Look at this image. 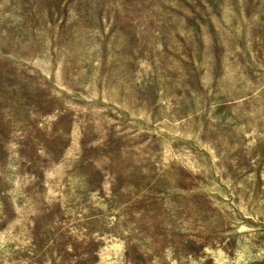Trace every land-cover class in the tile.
Masks as SVG:
<instances>
[{"label":"rangeland","instance_id":"1","mask_svg":"<svg viewBox=\"0 0 264 264\" xmlns=\"http://www.w3.org/2000/svg\"><path fill=\"white\" fill-rule=\"evenodd\" d=\"M0 264H264V0H0Z\"/></svg>","mask_w":264,"mask_h":264}]
</instances>
